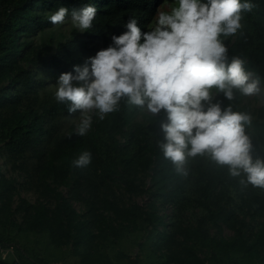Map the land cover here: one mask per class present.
<instances>
[{"label": "trees", "instance_id": "obj_1", "mask_svg": "<svg viewBox=\"0 0 264 264\" xmlns=\"http://www.w3.org/2000/svg\"><path fill=\"white\" fill-rule=\"evenodd\" d=\"M166 1L173 0H0V158L11 165L8 173L0 165V226L1 215L15 223L14 215L20 214L19 227L25 223L46 233L56 246L69 245L80 264H111L106 250L125 239V233L138 231L143 232L139 237L152 240L150 250L143 253L140 241L132 255L118 254L127 256L129 264H264V187H247L250 208L254 205V214L261 217L251 222L247 217L254 214H241L231 195L241 180L229 174L227 165L205 154L188 157L177 170L165 158L160 148L161 124L167 122L163 111L148 114L122 99L103 119L93 112L92 127L80 136L75 131L79 120L65 125L68 106L55 99L52 83L61 73L83 64L95 44L107 47L113 34L126 30L130 16L147 31ZM250 2L242 27L221 39L229 61L242 58L264 91V0ZM87 4L97 8L88 31L79 32L71 21L67 32L57 31L48 20L61 6L71 11ZM220 104L251 115L245 128L251 154L264 160V106L252 108L238 91L231 101L222 93ZM85 150L92 162L85 168L72 166ZM18 176L25 179L22 186ZM19 185L37 200L21 197L13 208ZM139 195L149 200L139 204ZM244 195L240 198L245 200ZM169 204L176 213L167 215ZM190 205L201 210L193 222L183 213ZM13 241L0 230V249ZM23 262L31 264L24 257ZM0 264L22 263L0 258Z\"/></svg>", "mask_w": 264, "mask_h": 264}, {"label": "clouds", "instance_id": "obj_2", "mask_svg": "<svg viewBox=\"0 0 264 264\" xmlns=\"http://www.w3.org/2000/svg\"><path fill=\"white\" fill-rule=\"evenodd\" d=\"M252 7L250 0H173L157 11L147 31L130 16L126 30L113 34L107 47L59 75L55 99L68 106L69 114L80 113L75 129L80 136L92 127L93 112L103 119L122 99L154 115L163 111L167 122L161 124L160 148L177 170L188 157L207 154L227 165L231 176L243 173L247 183L264 187V160L253 158L245 131L251 115L213 102V89L229 101L236 91L253 96L260 90V79L251 78L242 58L229 61L221 39L242 27V13ZM96 15L94 4L71 11L61 6L48 20L63 25L70 18L85 32ZM91 162L85 150L72 166L85 168Z\"/></svg>", "mask_w": 264, "mask_h": 264}, {"label": "rangeland", "instance_id": "obj_3", "mask_svg": "<svg viewBox=\"0 0 264 264\" xmlns=\"http://www.w3.org/2000/svg\"><path fill=\"white\" fill-rule=\"evenodd\" d=\"M171 2H163L157 7V11L160 9H166ZM156 11V13H157ZM70 20L66 19L65 23L63 25H55L57 31H64L67 32V30L70 28V24L68 23ZM71 25H73L71 23ZM82 33V32H81ZM101 49V46L98 44H95V49L93 52L85 57V61L88 57L94 56L96 52ZM251 74V78L253 79V74ZM56 82L52 83V86L56 87ZM214 96H213V102H219L221 99L222 93H216L215 89H213ZM243 102L248 103L249 106L252 108H257L259 106H264V91L263 87L260 85V90L258 93H256L253 96H243ZM144 111L148 114H152L144 109ZM138 119H141L139 117ZM80 120V113H73L68 114L65 116V125H68L71 121L77 122ZM161 135L163 137L162 142L164 141V132L161 130ZM0 165L1 170L4 171V173L10 172L11 165H5L3 163V159L0 158ZM184 166V164H183ZM19 184L21 185L22 182H24L25 179H23L21 176L17 177ZM240 185L241 187H233L231 191V195L235 200L236 205L238 206V210L241 214H246V212H251L254 214V205L252 206L253 210L250 208L251 203H249L246 196H249V193L247 192L249 189L260 191L263 187H256L253 186L250 183L246 182V176L242 173L240 176ZM18 186V189L15 191L13 196V208L15 205L19 202L20 198H26L30 202H35L37 200L36 194H34L30 190H25L24 187ZM239 186V185H238ZM242 194H245L244 196L246 199H241L240 196ZM148 196L146 195H139L136 198V201L139 204H145L146 201H148ZM76 209L78 211H82L81 206L79 203H74ZM176 209L173 205L169 204L165 212L167 215L176 213ZM201 210L193 205L188 206L187 209L183 212L185 215V219L188 221H195V218L199 216ZM15 223H11L9 221H5L4 215H1V220L4 222L3 225L0 226V230L2 231L3 235H9L13 236L14 240L13 242H10L0 249V258L3 260H6L8 262H21L22 264H25L23 262V257L28 260L31 264H74L75 262L77 264H80L78 262V258L71 255L69 252L70 246L67 245L58 247L55 244L49 242L47 234L43 232H39L36 230H30L26 228L25 223H22L20 227L18 224L21 222V216L20 214H15ZM169 217H166V220H168ZM251 222H256L261 220V217L259 214L253 216V219L250 218V216L247 217ZM185 220V221H186ZM172 221V217L170 218V222ZM143 235V232L138 231L136 233H130L127 232L124 234L125 239L119 240L117 244L113 243L111 249L110 247L106 250V256L109 257V260H111V264H129V261L126 257L119 256L123 253H129L132 255L137 250V244L138 242L142 241L144 244L142 246V252L145 253L150 250V243L152 240H145L143 237H139ZM23 247V248H22ZM133 249V250H128ZM119 254V255H118ZM139 264H148L147 261L140 260ZM154 264H165L162 261H156ZM172 264V263H169Z\"/></svg>", "mask_w": 264, "mask_h": 264}]
</instances>
